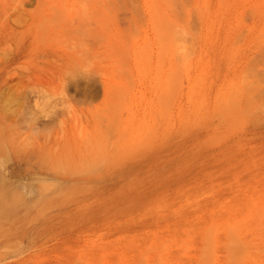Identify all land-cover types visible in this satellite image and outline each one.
Returning <instances> with one entry per match:
<instances>
[{
	"label": "rangeland",
	"instance_id": "374dc122",
	"mask_svg": "<svg viewBox=\"0 0 264 264\" xmlns=\"http://www.w3.org/2000/svg\"><path fill=\"white\" fill-rule=\"evenodd\" d=\"M0 77V264H264V0H0Z\"/></svg>",
	"mask_w": 264,
	"mask_h": 264
},
{
	"label": "bare ground",
	"instance_id": "6f19581e",
	"mask_svg": "<svg viewBox=\"0 0 264 264\" xmlns=\"http://www.w3.org/2000/svg\"><path fill=\"white\" fill-rule=\"evenodd\" d=\"M134 2H135V0H134ZM219 2H220V1H219ZM136 3H137V2H136ZM184 3H185V2H184ZM224 3H225V2H224ZM108 4H110V3H108ZM110 5H111V4H110ZM232 5H233V4H232ZM82 10H83V9H82ZM186 10H187V9H186ZM108 11H110V10H108ZM92 12H93V11H92ZM183 12H184V11H183ZM232 12H233V11H232ZM98 13H99V12H98ZM178 13H179V12H178ZM180 13H181V12H180ZM109 14H110V12H109ZM97 16H98V14H97ZM103 16H104V15H103ZM134 16H135V15H134ZM86 17H87V16H86ZM110 17H111V16H110ZM179 17H181V16H179ZM91 18H92V17H91ZM102 18H103V17H102ZM107 19H108V18H107ZM181 19H182V18H181ZM107 21H108V20H107ZM105 22H106V21H105ZM137 22H138V21H137ZM94 24H95V23H94ZM78 25H79V23H78ZM81 25H82V24H81ZM173 25H174V24H173ZM79 26H80V25H79ZM83 26H84V25H83ZM91 26H92V25H91ZM91 26H90V27H91ZM84 27H85V26H84ZM177 27H178V26H177ZM106 28H109V27H108V23H107V27H106ZM174 28H175V27H174ZM71 29H72V28H71ZM76 29H77V27H76ZM84 29H85V28H84ZM77 30H78V29H77ZM89 30H90V29H89ZM174 30H175V29H174ZM70 31H71V30H70ZM176 31H177V30H176ZM234 31H235V30H234ZM101 34H102V32H101ZM104 34H105V33H104ZM105 35H107V34H105ZM176 35H177V34H176ZM179 35H180V34H178V35L176 36L177 39H178ZM98 37H101V36H98ZM173 37H174V36H173ZM180 37H181V35H180ZM174 38H175V37H174ZM99 39H100V38H99ZM102 41H104L103 38H102ZM85 47H86V46H85ZM88 47H89V45H88ZM111 47H112V46H111ZM112 48H113V47H112ZM112 48H111V49H112ZM86 50H88V49H86ZM102 50H104V49H102ZM125 50H126V48H125ZM137 50H138V49H137ZM89 51H90V50H89ZM134 51H135V50H134ZM15 58H16V56H15ZM14 61H15V60H14ZM7 70H8V69H7ZM7 72H8V71H7ZM54 74H55V73H54ZM53 76H54V75H53ZM0 78H1V77H0ZM89 83H90V82H89ZM89 86H90V85H89ZM38 87H39V86H38ZM87 87H88V86H87ZM78 88H79V86H78ZM40 90H41V89H40ZM88 90H89V89H88ZM40 92H41V91H40ZM36 93H37V92H36ZM44 93H45V92H44ZM32 94H33V93H32ZM42 94H43V92H42ZM29 95L32 96L31 94H29ZM38 95H39V94H38ZM38 95H37V96H38ZM44 95H45V94H44ZM33 96H34V95H33ZM37 96H36V98H38ZM48 96H49V94H48ZM48 96H47V97H48ZM91 96H92V94H91ZM24 97H25V96H24ZM39 97L41 98L42 95L39 96ZM26 98H29V97H27V95H26ZM42 98H43V97H42ZM44 99H45V97H44ZM46 99H47V98H46ZM48 99H49V98H48ZM33 100H34V99H33ZM37 100H38V99H37ZM37 100H36V102H37ZM85 100H86V99H85ZM24 101H25V100H24ZM46 101H47V100H46ZM46 101H44V103H45ZM86 101H87V100H86ZM38 102H39V101H38ZM38 102H37V103H38ZM41 102H42V101H41ZM107 102H109V101H107ZM34 103H35V102H34ZM48 103H49V102H48ZM56 104H57V102H56ZM88 104H89V103H88ZM38 105H39V103H38ZM44 105H45V104H44ZM52 105H53V107H54V102L52 103ZM108 105H109V103H108ZM58 106H59V104H58ZM89 106H90V105H89ZM91 106H92V105H91ZM27 107H28V106H27ZM51 107H52V106H51ZM51 107H50V108H51ZM108 107H109V106H108ZM25 108H26V106H25ZM42 108H43V107H42ZM104 108H105V107H104ZM51 109H53V108H51ZM106 109H107V108H106ZM103 110H104V109H103ZM40 111H41V110H40ZM44 111H45V110H44ZM46 111H47V110H46ZM46 111H45V112H46ZM48 111H49V110H48ZM51 111H52V110H51ZM74 111H75V110H74ZM105 111H107V110H105ZM108 111H109V110H108ZM28 112H29V111H28ZM32 112H34V111H32ZM37 112H38V111H37ZM30 113H31V112H30ZM69 113H70V112H69ZM31 114H32V113H31ZM48 114H49V112H48ZM48 114H47V115H48ZM70 114H71V113H70ZM70 114H69V115H70ZM77 114H78V113H77ZM26 115H27V114H26ZM29 115H30V114H29ZM29 115H28V117H29ZM74 115H75V114H74ZM79 115H80V113H79ZM95 115H96V114H95ZM95 115H93V116H95ZM101 115H102V114H101ZM24 116H25V114H24ZM31 116H32V115H31ZM33 116L36 117V115H33ZM71 116H72V115H71ZM102 116H103V115H102ZM88 117H89V116H88ZM88 117H87V118H88ZM26 118H27V117H26ZM30 118H32V117H30ZM33 118H34V117H33ZM73 118H74V117H73ZM89 118H90V117H89ZM96 118H97V115H96ZM36 119L38 120V119H40V117H38V118L36 117V118H34L33 120H36ZM76 119H77V118H76ZM98 119H99V118H98ZM105 119H106V118H105ZM73 121H75V120H73ZM27 122H31V121L28 120ZM27 122H25V123H27ZM33 122H34V121H33ZM100 122H101V121H100ZM11 123H12V122H11ZM35 123H36V122H35ZM43 123L46 125L45 122H43ZM3 124H4V123H3ZM3 124H2V125H3ZM28 124H29V123H28ZM28 124H27V125H28ZM31 124H32V122H31ZM78 124H81V125H82L81 120L79 121ZM98 124H100V123H98ZM17 125H18V124H17ZM45 125H43V127H44ZM108 125H109V123H108ZM0 126H1V125H0ZM79 126H80V125H79ZM102 126H104V128H105L106 125H102ZM5 127H6V126H5ZM15 127H16V126H15ZM19 127H20V125H19ZM31 127H33V125H31ZM45 127H46V126H45ZM107 127H108V126H107ZM3 128H4V127H3ZM12 128H13V127H12ZM12 128H11V129H12ZM33 128H34V127H33ZM4 129H5V128H4ZM4 129H3V130H4ZM11 129H10V130H11ZM16 129H17V128H16ZM23 129H24V128H23ZM106 129H107V128H106ZM30 130H31V129H30ZM78 130L81 131V128H79ZM99 130H100V129H99ZM0 131H1V130H0ZM105 131H106V130H105ZM6 132H7V131H6ZM98 132H99V131H98ZM98 132H97V133H98ZM25 133H26V132H25ZM86 133H87V132H86ZM89 133H90V132H89ZM99 133H100V132H99ZM1 135H2V134H1ZM10 136H11V135H10ZM30 136H31V135H30ZM38 136H39V135H38ZM38 136H37V137H38ZM3 137H4V136H3ZM8 137H9V135H8ZM26 137H27V136H26ZM105 137H107V136H105ZM1 138H2V136H1ZM24 138H25V137H24ZM47 138H48V137H47ZM91 138H92V137H91ZM25 139H26V138H25ZM25 139H24V141H25ZM28 139H29V137H28ZM48 139H49V138H48ZM48 139H47V140H48ZM85 139H86V138H85ZM89 139H90V138L88 137V140H89ZM96 139H98V138H96ZM100 139H101V138H100ZM18 140H19V139H18ZM30 140H31V139H30ZM88 140H87V141H88ZM98 140H99V139H98ZM1 141H2V140H1ZM4 141H5V140H4ZM82 141H83V140H82ZM84 141H85V140H84ZM90 141H92V140H90ZM95 141H96V140H95ZM99 141H100V140H99ZM8 142H9V141H8ZM15 142H16V141H15ZM15 142H14V143H15ZM47 142H48V141H47ZM0 143H1V142H0ZM20 143H21V142H20ZM26 143H27V141H26ZM28 143H29V142H28ZM30 143H31V142H30ZM56 143H57V142H56ZM79 143H80V142H79ZM87 143H89V142H86V145H87ZM90 143H92V142H90ZM98 143H99V142H98ZM101 143H102V142H101ZM45 144H46V143H45ZM26 145H27V144H26ZM28 145H29V144H28ZM30 145H31V144H30ZM102 145H104V144H101V147H102ZM109 145H110V144H109ZM44 146H45V145H44ZM91 146H93V145H91ZM96 146H97V144H96ZM42 147H43V146H42ZM84 147H85V146H84ZM86 147H87V146H86ZM89 147H90V146H89ZM97 148H98V147H97ZM104 148H106V145H104ZM86 149H87V148H86ZM89 149H90V148H89ZM89 149H88V151L90 152ZM81 150H82V148H81ZM94 151H95V150H94ZM98 151L100 152V154H101V156H102L103 153H101V151H100L99 149H98ZM24 152H25V151H24ZM28 152H29V151H28ZM28 152H26L27 154H26V156H24V157H27V155L29 154ZM30 152H31V151H30ZM32 153H33V152H32ZM59 153H60V152H59ZM33 154H34V153H33ZM49 154H50V153H49ZM92 154H93V153H92ZM97 154H98V152H97ZM29 155H30V154H29ZM78 155H79V154H78ZM88 155H89V154H88ZM103 155H104V154H103ZM50 156H51V154H50ZM89 156H90V155H89ZM92 156H93V155H91V157H92ZM94 156H95V155H94ZM96 156H97V155H96ZM28 157H29V156H28ZM83 157H85V156H82V158H83ZM103 157H104V156H103ZM49 158H51V157H49ZM94 158H95V157H94ZM97 158H99V156H98ZM25 159H26V158H25ZM60 159H61V158H60ZM69 159H70V158H69ZM74 159H75V158H74ZM107 159H108V158H107ZM55 160H56V159H55ZM57 160H58V162H62V160H61V161H59V159H57ZM83 160H84V159H83ZM86 160H88V159H86ZM91 160H93V159H91ZM96 160H97V159H96ZM32 162H33V161H32ZM74 162H76V161H74ZM94 162H96V161H93L91 164L93 165ZM101 162H102V161H101ZM101 162H100V163H101ZM54 163H55V162H54ZM56 164H57V163H56ZM69 164H70V163H69ZM69 164H68V165H69ZM87 164H88V163H87ZM19 165H20V164H19ZM19 165H18V166H19ZM47 165H48V163H47ZM60 165H61V163H60ZM65 165H67V164H65ZM82 165H83V163H82ZM94 165H95V164H94ZM96 165H97V164H96ZM100 165H101V164H100ZM71 166H73V165H71ZM83 166H84V165H83ZM83 166H82V167H83ZM14 167H15V166H14ZM19 167H20V166H19ZM21 167H22V170L25 171L24 166H21ZM21 167H20V168H21ZM44 167H46V166H44ZM47 167H48V166H47ZM56 167H57V166H56ZM56 167H55V168H56ZM61 167H62V166H61ZM61 167H60V168H61ZM69 167H70V166H69ZM74 167H75V166H74ZM88 167H89V164H88ZM94 167H95V166H94ZM20 168H19V169H20ZM57 168H59V167H57ZM60 168H59V170H60ZM63 168H64V167H63ZM63 168H62V169H63ZM66 168H67V167H66ZM75 168H76V167H75ZM83 168H84V167H83ZM85 168H86V165H85ZM19 169H18V170H19ZM29 169H30V168H29ZM51 169H52V168H51ZM73 169H74V168H73ZM93 169H94V168H93ZM54 170H55V169H54ZM63 170H64V169H63ZM63 170H62V171H63ZM55 171H56V170H55ZM60 171H61V170H60ZM70 171H71V170H70ZM70 171H68V172H70ZM15 172H17V171H15ZM19 172H20V171H19ZM21 172H22V171H21ZM82 172H83V171H82ZM22 173H23V172H22ZM22 173H21V174H22ZM55 173H56V172H55ZM70 173H71V172H70ZM85 173H86V172H85ZM15 175H16V174H15ZM50 180H51V179H50ZM45 182H47V181H45ZM48 182H49V181H48ZM52 182H53V181H52ZM54 182H55V181H54ZM70 182H71V181H70ZM80 183H81V182H80ZM0 184H1V183H0ZM45 184H46V183H45ZM11 185H12V184H11ZM38 185H39V184H38ZM46 185H48V184H46ZM87 185H88V184H87ZM51 186H52V185H51ZM51 186H49V187H51ZM67 186H68V185H67ZM47 187H48V186H47ZM44 188L46 189V186H45ZM66 188H67V187H66ZM40 189H41V188H40ZM72 189H73V188H71V190H72ZM74 189H75V188H74ZM87 189H88V188H87ZM76 190H77V189H76ZM41 191H43V189H42ZM18 192H19V191H18ZM40 193H41V192H40ZM59 193H61V192H58V194H59ZM22 194H23V193H22ZM12 196H13V195H12ZM14 196H16V195H14ZM0 197H1V196H0ZM18 197H19V198H20V197L22 198V196H18ZM3 198H4V197H3ZM5 203H6V202H5ZM0 206H1V205H0ZM18 230H19V229H18ZM30 234H31V233H30ZM22 238H23V237H22ZM24 238H25V237H24ZM17 240H18V239H17ZM20 242H21V241H20ZM22 242H23V239H22ZM6 244H7V243H6ZM6 246H7V245H6Z\"/></svg>",
	"mask_w": 264,
	"mask_h": 264
},
{
	"label": "water",
	"instance_id": "95a60500",
	"mask_svg": "<svg viewBox=\"0 0 264 264\" xmlns=\"http://www.w3.org/2000/svg\"><path fill=\"white\" fill-rule=\"evenodd\" d=\"M15 169H18V168H15ZM15 169H13V170H15ZM13 170L11 171L12 175L18 174L17 172H14Z\"/></svg>",
	"mask_w": 264,
	"mask_h": 264
}]
</instances>
